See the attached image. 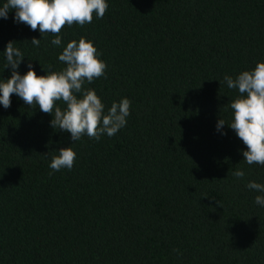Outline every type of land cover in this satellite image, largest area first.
<instances>
[{"label":"trees","instance_id":"16d2710c","mask_svg":"<svg viewBox=\"0 0 264 264\" xmlns=\"http://www.w3.org/2000/svg\"><path fill=\"white\" fill-rule=\"evenodd\" d=\"M107 3L103 18L65 26L59 47L14 10L0 18V80L11 75L8 42L23 53L19 74L31 63L42 76L65 68L58 56L84 37L107 68L83 87L105 113L131 101L117 134L75 142L36 104L13 94L0 105V264H264L261 193L247 188L264 184V166L243 160L228 127L239 93L224 81L264 62V0ZM67 147L72 169L53 172Z\"/></svg>","mask_w":264,"mask_h":264},{"label":"clouds","instance_id":"9594fccd","mask_svg":"<svg viewBox=\"0 0 264 264\" xmlns=\"http://www.w3.org/2000/svg\"><path fill=\"white\" fill-rule=\"evenodd\" d=\"M107 9V0H6L0 6V18L8 19L9 11L14 10L15 22L29 26L32 31L38 29L40 34L54 35L51 44L59 47L62 43L60 33L65 26L77 24L83 27L92 22L94 14L103 18ZM14 44L8 42L3 53L7 67L11 68L10 78L0 80V105L5 109L11 106L13 94L28 106L36 104L40 111L53 117L51 127L70 133L73 142L85 135L99 141L102 135L112 137L126 126L131 108L129 99L113 102L105 113V106L96 91L83 87L85 82L91 84L105 76L107 68L91 41L81 37L78 42H68L58 56L66 67L42 76L36 74L31 63L24 75L19 74L24 56ZM31 44L39 47L40 39L33 38ZM224 81L229 89L239 93L230 103L233 119L228 127L247 148L242 153L243 160L248 165L264 166V62H258L253 70L243 71L235 79L226 75ZM77 94H80L79 98ZM58 101L64 103V109L57 106ZM224 125L225 121L219 119L217 130ZM58 153L51 157L49 167L52 171L71 170L76 159L73 149L61 148ZM233 175L242 179L245 172L236 170ZM247 188L261 193L255 197V203L264 207V184L250 181Z\"/></svg>","mask_w":264,"mask_h":264}]
</instances>
